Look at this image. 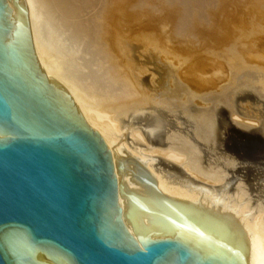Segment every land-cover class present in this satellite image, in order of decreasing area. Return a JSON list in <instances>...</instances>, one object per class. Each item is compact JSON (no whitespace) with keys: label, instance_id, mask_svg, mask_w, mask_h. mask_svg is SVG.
I'll return each instance as SVG.
<instances>
[{"label":"bare ground","instance_id":"1","mask_svg":"<svg viewBox=\"0 0 264 264\" xmlns=\"http://www.w3.org/2000/svg\"><path fill=\"white\" fill-rule=\"evenodd\" d=\"M25 1L41 69L107 147L137 158L163 194L232 216L250 264H264V201L253 197L264 192V123L241 116L233 99L244 86L264 101V0ZM148 106L159 113L144 116L146 134L138 116ZM133 164L120 177L143 194Z\"/></svg>","mask_w":264,"mask_h":264},{"label":"water","instance_id":"2","mask_svg":"<svg viewBox=\"0 0 264 264\" xmlns=\"http://www.w3.org/2000/svg\"><path fill=\"white\" fill-rule=\"evenodd\" d=\"M108 147L41 69L26 1L0 0V264H250L232 216L163 194ZM131 162L154 188L125 185Z\"/></svg>","mask_w":264,"mask_h":264},{"label":"rangeland","instance_id":"3","mask_svg":"<svg viewBox=\"0 0 264 264\" xmlns=\"http://www.w3.org/2000/svg\"><path fill=\"white\" fill-rule=\"evenodd\" d=\"M264 24V23H263ZM247 88L244 87V86H239L235 91H234V94H233V99L236 100V109L238 111V113L243 116V117H248V118H251V119H254V120H258L260 122V124L264 123V101L253 91L251 90H246ZM221 108V109H220ZM219 111L221 113V116L223 117H227L228 119V109L227 107L224 105V104H221V106L219 107ZM141 113V116L139 115V123L143 124V130L144 132L147 134L149 133V128L147 127V124L146 122L143 120L144 116L146 115H151L153 113H159V109L158 108H154L153 106H148L146 109H144L143 111L139 112ZM182 116V115H181ZM222 117V118H223ZM167 118L171 121L172 125L176 126L177 128H183V129H188L189 125H187V123L185 122V119L183 118V116L180 118V121L181 122H184L182 124H179L178 122V119L175 118L173 115L171 116V114H169L167 116ZM228 123H227V128H228V131H231L232 132V129H237L238 132H241L242 130L239 129V127L234 123V122H230V120H227ZM238 127V128H237ZM148 128V129H147ZM247 131V130H246ZM255 132L259 135L262 136V133L260 131H258L256 129V127H250L249 131L248 132ZM164 129H162L159 134H158V140L159 139H162L163 136H164ZM151 134V133H150ZM155 140V139H154ZM213 154L209 155V156H213ZM206 156L208 157V155L206 154ZM130 158V157H129ZM134 159L137 160V158L133 157ZM164 160H160L159 159V162L157 164V166H162L164 168V170H166L167 172L169 173H173V170L168 167L166 165L165 162H163ZM132 164L134 162H131ZM134 166V164H133ZM166 172V173H167ZM145 186H147L148 188H154V186L152 184H147V183H144ZM254 194V198H263L262 200L264 201V192H262L263 195L259 196L257 192H253Z\"/></svg>","mask_w":264,"mask_h":264}]
</instances>
